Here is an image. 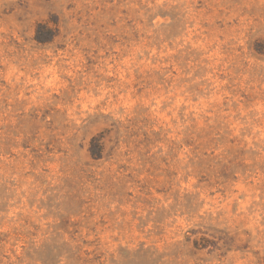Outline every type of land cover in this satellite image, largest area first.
Here are the masks:
<instances>
[{
  "label": "rangeland",
  "instance_id": "1",
  "mask_svg": "<svg viewBox=\"0 0 264 264\" xmlns=\"http://www.w3.org/2000/svg\"><path fill=\"white\" fill-rule=\"evenodd\" d=\"M0 264H264V0H0Z\"/></svg>",
  "mask_w": 264,
  "mask_h": 264
}]
</instances>
